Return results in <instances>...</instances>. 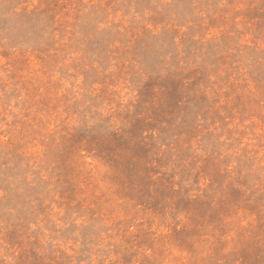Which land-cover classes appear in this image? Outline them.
Returning <instances> with one entry per match:
<instances>
[{
	"label": "rangeland",
	"instance_id": "374dc122",
	"mask_svg": "<svg viewBox=\"0 0 264 264\" xmlns=\"http://www.w3.org/2000/svg\"><path fill=\"white\" fill-rule=\"evenodd\" d=\"M0 264H264V0H0Z\"/></svg>",
	"mask_w": 264,
	"mask_h": 264
}]
</instances>
